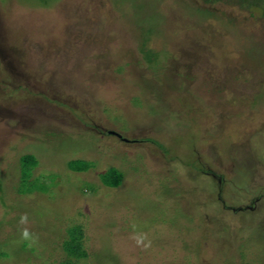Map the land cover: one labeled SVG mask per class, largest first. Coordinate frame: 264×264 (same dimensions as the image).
<instances>
[{
  "label": "rangeland",
  "instance_id": "obj_1",
  "mask_svg": "<svg viewBox=\"0 0 264 264\" xmlns=\"http://www.w3.org/2000/svg\"><path fill=\"white\" fill-rule=\"evenodd\" d=\"M144 2L0 0V264H264V19Z\"/></svg>",
  "mask_w": 264,
  "mask_h": 264
},
{
  "label": "trees",
  "instance_id": "obj_2",
  "mask_svg": "<svg viewBox=\"0 0 264 264\" xmlns=\"http://www.w3.org/2000/svg\"><path fill=\"white\" fill-rule=\"evenodd\" d=\"M143 2H144V0H142ZM207 1V0H206ZM213 1H215V2H223V3H232V5H233V7L234 6H238V7H240L241 9H243V10H247L248 12H250V14H251V17L253 18V19H256V18H260V19H264V0H213ZM145 4H146V2H144ZM148 5V4H147ZM206 5V4H205ZM142 30H143V28H142ZM146 40H147V42H150L151 40H149V38H146ZM146 41L144 42V47L145 48H147L148 46L146 45V43H147ZM148 44V43H147ZM151 49V48H150ZM144 51V50H143ZM150 52V50L149 51H147L146 53H149ZM147 62L148 63H154V61L152 60V59H148L147 60ZM136 103H139L138 101L136 102ZM134 141H139L140 142V140L139 139H137V140H134ZM144 141V140H143ZM147 142H153V143H155V144H157V145H159V146H161V147H163L161 144H158L157 142H155V141H150V140H146ZM166 151V150H165ZM28 156V158L27 157H22L21 158V161H22V163H23V166H24V164L26 163V162H29V163H31L32 165H36V163H37V161H36V158L34 157V156H32V155H27ZM27 158V159H26ZM28 160V161H27ZM123 172V171H122ZM124 173V172H123ZM112 186V185H111ZM168 193H169V191H168ZM2 184H1V182H0V202L2 203V205L7 209L8 208V205H7V203H6V201L3 199V197H2ZM0 222H2V221H0ZM70 235H71V237H70V239H69V242L72 244L71 245V248L75 251V252H77L78 250V253H76V254H74L73 253V251H72V249H71V251H69V252H67L71 257H74V258H76V259H80V258H84L85 256H87V254H86V251H84V249H83V247H82V243L80 242V240H81V234H79V232L77 231L76 233L74 232L73 234H71L70 233ZM79 235V236H78ZM75 240H77V242H78V244L75 242ZM72 246H74V247H72ZM2 248V247H1ZM7 253H9V252H7V251H5L4 249H0V257L1 258H6L7 257Z\"/></svg>",
  "mask_w": 264,
  "mask_h": 264
},
{
  "label": "water",
  "instance_id": "obj_3",
  "mask_svg": "<svg viewBox=\"0 0 264 264\" xmlns=\"http://www.w3.org/2000/svg\"><path fill=\"white\" fill-rule=\"evenodd\" d=\"M113 134H116V133H114V132H113ZM118 136H119L120 138H122V139H123V136H122V135H118ZM124 140H125V138H124Z\"/></svg>",
  "mask_w": 264,
  "mask_h": 264
}]
</instances>
